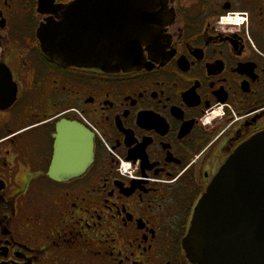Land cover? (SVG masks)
<instances>
[{
  "label": "flooded vegetation",
  "instance_id": "flooded-vegetation-1",
  "mask_svg": "<svg viewBox=\"0 0 264 264\" xmlns=\"http://www.w3.org/2000/svg\"><path fill=\"white\" fill-rule=\"evenodd\" d=\"M44 1L0 0V264H195L199 199L264 131V0H141L160 24L115 71L52 62L38 37L106 0Z\"/></svg>",
  "mask_w": 264,
  "mask_h": 264
},
{
  "label": "water",
  "instance_id": "water-1",
  "mask_svg": "<svg viewBox=\"0 0 264 264\" xmlns=\"http://www.w3.org/2000/svg\"><path fill=\"white\" fill-rule=\"evenodd\" d=\"M91 7L93 18H71L67 10L58 21L41 24V53L65 67L139 66L141 46L152 39L159 18H150L141 0H106ZM79 127L73 125L75 168L78 162L83 168L92 154V141ZM184 250L195 264H264V131L237 147L213 178L195 207Z\"/></svg>",
  "mask_w": 264,
  "mask_h": 264
}]
</instances>
